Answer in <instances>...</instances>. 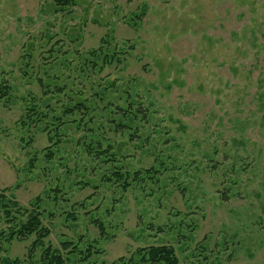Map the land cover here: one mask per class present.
Wrapping results in <instances>:
<instances>
[{
    "label": "rangeland",
    "instance_id": "1",
    "mask_svg": "<svg viewBox=\"0 0 264 264\" xmlns=\"http://www.w3.org/2000/svg\"><path fill=\"white\" fill-rule=\"evenodd\" d=\"M101 45L117 65L88 66ZM84 61L94 89L107 88L109 119H125L109 84H136L143 119L97 129L120 176L81 147L87 112H65L73 100L91 105L93 90L78 84ZM2 81L11 96L0 101V193L25 209L39 197L49 229L32 259L41 244L69 240L91 251L67 264H111L160 244L178 264H264V0H0ZM57 117L55 146L43 129ZM5 219L1 207L0 263L26 258L37 237L9 240L16 219Z\"/></svg>",
    "mask_w": 264,
    "mask_h": 264
},
{
    "label": "trees",
    "instance_id": "2",
    "mask_svg": "<svg viewBox=\"0 0 264 264\" xmlns=\"http://www.w3.org/2000/svg\"><path fill=\"white\" fill-rule=\"evenodd\" d=\"M72 0H53L54 4L57 7L63 8L71 3ZM112 50V51H111ZM89 57L87 59L88 66L90 65L91 68H95L96 64L100 62V68H103L106 64L108 65H117L119 60V56L117 54V51L115 49H109L104 47L103 45L99 46L97 49L90 51ZM86 62L84 61L81 64V79L83 81H80L78 84H81L84 87L83 82H88L90 89H92L91 95L93 96L92 101L88 102L91 103L90 106L86 104V100L82 98V101L77 102L74 101V104L69 108L67 107L65 109L66 113H71L72 109L73 112H77V109H83L85 111H79L81 112V119H72L73 122L75 121H81L82 118L87 116V122L83 123L82 126L84 129L83 131H86V134L84 137H81V147L84 148V150L88 151L91 153L90 155L98 156L103 155L106 158V161L110 164L108 166V169H110V166H113V171L111 176H120L119 172L117 170H120L122 165H118L117 160H116V155L115 153L109 152L112 150L113 145L109 144L108 142H101L100 136L97 133V129L100 128V126H103L105 123L111 125L113 127V130L119 129V128H128L132 129L130 126V122H137L141 121L143 118L138 117L140 112H141V106L142 104L139 103L138 107L136 110H134L132 107L134 106L136 102V92L134 90L135 88V83L131 81V79L128 80H123L125 83H123L119 88L115 87V83L111 82L109 85L108 91L112 90L114 93L119 94V98L123 99L124 101V107L121 108L123 112V116L125 119L121 118L119 119V122L115 121V119H109L108 117L103 116V114H107L109 112V108L106 105L107 100H105L106 93H107V88H100V90H95L94 87L96 82L92 79V73H88L85 68ZM116 82V81H115ZM64 88V87H61ZM10 88L7 84H5L3 81L0 82V101L4 104V106L9 104L10 101V96H7V92H9ZM10 94V93H9ZM82 93H79L80 96H83ZM97 97V98H96ZM95 102H98V106L95 105ZM69 103V102H68ZM100 104H103L102 107H100ZM70 106V105H68ZM76 109V110H75ZM32 111H34V108H31ZM98 111V112H97ZM29 112V111H28ZM100 112V113H99ZM28 114V113H26ZM31 114L27 115L28 120H32ZM36 115V113H35ZM54 118V117H53ZM105 118V119H103ZM60 118H55L54 120L56 121V126L53 127L52 129H49V127H44L43 130H47L49 140L54 143L53 145L57 146L61 142V130H59L60 126H62L65 121H59ZM126 121V122H125ZM33 122V121H31ZM26 121L25 119H21V124H25ZM128 124V125H127ZM53 131V135L51 132ZM58 131H60L58 133ZM136 131V129H135ZM64 134V133H63ZM101 135V134H100ZM102 136H105L104 134ZM132 136V135H130ZM105 138V137H104ZM80 139V138H79ZM104 140H109V139H104ZM107 143V144H106ZM53 151L52 149H46V153L44 154V157L46 160H49L52 158ZM107 169V171H108ZM148 173H155L159 172L157 169L154 171H151V169L147 170ZM107 175H104V177ZM108 177L106 181H110L112 177ZM117 179V178H115ZM117 182V181H116ZM78 184L84 185V182H79ZM87 183H85L86 185ZM122 188L128 187L129 183L127 181H123L119 183ZM50 190H56L58 191L57 188L55 189H50ZM5 197L4 192L0 193V208H3V213L6 217L5 222H12L14 219H16L15 226H11V230L7 234V238L9 240H12L14 238H27L31 235H35L37 238L34 240V242L31 245V249H29V253L26 258L19 259V258H12L8 259L5 258L1 261L0 264H67L69 260V256L71 254H74L75 252L80 253L81 255L83 254L82 250L77 249V245L72 244V241L69 240H61L60 241V248H54L51 245L48 246H43L41 244V252L39 254L40 258L39 260H34L31 257L32 252V247L36 246L37 244L42 242V239L48 237L49 229L45 227L42 223V219L40 218V211H39V197L35 199L33 203H31V207L28 209H25L24 207L18 205L15 201H11V199L8 200V202L4 201L3 199ZM3 202V203H2ZM22 217H24V220H20ZM10 222V223H11ZM97 226L99 227L100 231L102 232V225L99 222H96ZM62 249V250H60ZM91 248H86L83 258L81 260L89 258ZM111 264H178V259L175 255V252L173 250V247L171 245H166V244H160V245H150V246H145V247H138L136 250L131 253V256L127 259H122L119 258L118 260H115Z\"/></svg>",
    "mask_w": 264,
    "mask_h": 264
}]
</instances>
